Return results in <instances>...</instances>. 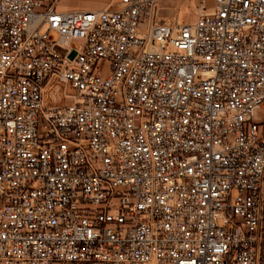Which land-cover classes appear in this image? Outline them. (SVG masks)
<instances>
[{
  "label": "built area",
  "instance_id": "built-area-1",
  "mask_svg": "<svg viewBox=\"0 0 264 264\" xmlns=\"http://www.w3.org/2000/svg\"><path fill=\"white\" fill-rule=\"evenodd\" d=\"M58 1L0 0V264H262L264 0Z\"/></svg>",
  "mask_w": 264,
  "mask_h": 264
},
{
  "label": "rangeland",
  "instance_id": "rangeland-1",
  "mask_svg": "<svg viewBox=\"0 0 264 264\" xmlns=\"http://www.w3.org/2000/svg\"><path fill=\"white\" fill-rule=\"evenodd\" d=\"M111 0H59L57 3L58 10H74L83 9L90 10L91 8L104 7ZM197 0H165L166 5L175 6L174 10H165L162 12L163 16L175 15L179 22L192 23L195 21V4ZM213 0H205V4L210 6ZM55 38L56 34L51 33Z\"/></svg>",
  "mask_w": 264,
  "mask_h": 264
},
{
  "label": "water",
  "instance_id": "water-1",
  "mask_svg": "<svg viewBox=\"0 0 264 264\" xmlns=\"http://www.w3.org/2000/svg\"><path fill=\"white\" fill-rule=\"evenodd\" d=\"M262 264H264V243H263V262Z\"/></svg>",
  "mask_w": 264,
  "mask_h": 264
},
{
  "label": "crops",
  "instance_id": "crops-1",
  "mask_svg": "<svg viewBox=\"0 0 264 264\" xmlns=\"http://www.w3.org/2000/svg\"><path fill=\"white\" fill-rule=\"evenodd\" d=\"M102 8V7H101ZM91 9H97V8H91Z\"/></svg>",
  "mask_w": 264,
  "mask_h": 264
}]
</instances>
